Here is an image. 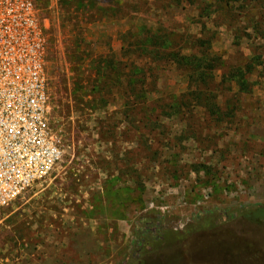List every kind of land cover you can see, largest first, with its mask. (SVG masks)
Instances as JSON below:
<instances>
[{
	"label": "rangeland",
	"instance_id": "1",
	"mask_svg": "<svg viewBox=\"0 0 264 264\" xmlns=\"http://www.w3.org/2000/svg\"><path fill=\"white\" fill-rule=\"evenodd\" d=\"M207 1L208 15L197 3L172 0L38 7L50 121L65 156L6 210L0 264H127L161 243L174 244L165 251L184 264H264L257 212L264 208V0ZM142 27L169 34L183 53L197 52L201 37L212 40L221 64L201 89L215 105L164 114L171 97L189 91V79L175 64L133 51ZM255 57L263 63H254L244 90L232 71ZM132 63L144 69L149 95L133 105L115 97L113 76ZM210 217L211 230L185 231Z\"/></svg>",
	"mask_w": 264,
	"mask_h": 264
},
{
	"label": "built area",
	"instance_id": "2",
	"mask_svg": "<svg viewBox=\"0 0 264 264\" xmlns=\"http://www.w3.org/2000/svg\"><path fill=\"white\" fill-rule=\"evenodd\" d=\"M47 38L36 0H0V224L65 156L50 121Z\"/></svg>",
	"mask_w": 264,
	"mask_h": 264
},
{
	"label": "trees",
	"instance_id": "3",
	"mask_svg": "<svg viewBox=\"0 0 264 264\" xmlns=\"http://www.w3.org/2000/svg\"><path fill=\"white\" fill-rule=\"evenodd\" d=\"M184 1H188L191 4L197 3L198 6L204 11L203 15H208L211 13V3L207 0H202L207 4L199 3V0H172L176 5L182 4ZM37 6L39 8H44L47 0H36ZM204 27H206L204 25ZM136 41L133 43V51L139 52L145 55L147 58H153L154 60H166L170 63L175 64L178 68L182 69L189 79V91L185 92L181 97L174 96L170 98L167 103V110L164 114L170 116L179 114L184 107L190 106L192 103H199L204 105H215L216 100L209 96L205 89H201L202 85L209 87L210 83L214 80L215 71L221 64V58L213 53L212 40L209 37L199 38L196 41L197 52L193 53H183L180 50L174 48V40L171 39L169 34L161 33L159 31L142 27L138 34H135ZM262 64L263 61H259L258 57L254 58V61L249 63L245 69L237 68L232 71V77L237 84L241 86L242 89H249L248 75L253 73L256 69V64ZM132 68L130 71H122L119 66L115 67V73L113 74L115 79L116 92L115 97L120 95L121 98L126 99L128 104H137L139 102H145L148 100L149 95L143 86L146 84L145 78L141 77L144 69L132 63ZM135 74L139 78V82L135 83ZM126 87L124 91H119L120 86ZM144 81V82H143ZM193 88V89H192ZM257 212L264 215V208L257 209ZM256 214V213H254ZM213 217L204 218L201 222L191 224L187 226L185 230L188 233H198L200 231L211 230L214 228ZM171 243H161L157 245V250L152 253H144L139 255H132L127 264H184L182 258L174 252H166L173 249ZM159 251V252H158Z\"/></svg>",
	"mask_w": 264,
	"mask_h": 264
}]
</instances>
